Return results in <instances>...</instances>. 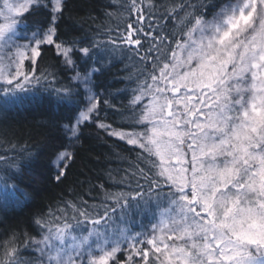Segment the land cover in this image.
<instances>
[{
    "label": "snow or ice",
    "instance_id": "obj_1",
    "mask_svg": "<svg viewBox=\"0 0 264 264\" xmlns=\"http://www.w3.org/2000/svg\"><path fill=\"white\" fill-rule=\"evenodd\" d=\"M40 4L0 0V108L22 102L21 93L48 79L23 70L26 60L35 65L43 45H54L64 63L75 67L73 48L55 40L62 0H51L46 30L21 33L28 28L22 25L26 14ZM126 7L135 22L124 33L79 51L95 63L93 49L112 44L113 52L122 51L123 44L139 58L129 101L131 130L109 135L139 148L148 166L131 173L128 192L106 197L115 207L105 205L103 215L69 202L74 224L67 208L59 209L62 216L50 210L52 219H38L42 238L30 241L37 264H264V0H229L211 20L198 11L206 6L193 0H173L171 6L130 0ZM171 22L178 31H167ZM98 70H77L73 77L86 96L75 120L63 126L70 142L98 111L90 87ZM49 87L61 102L73 103L78 95L53 87V81ZM58 158L71 159V153ZM10 178L0 175V185L7 187ZM118 210L121 224L113 227ZM133 211L150 214V228L141 224L143 230L133 232ZM81 224L91 228L74 234ZM0 248V264H23L15 237ZM119 253H125L123 261Z\"/></svg>",
    "mask_w": 264,
    "mask_h": 264
},
{
    "label": "trees",
    "instance_id": "obj_2",
    "mask_svg": "<svg viewBox=\"0 0 264 264\" xmlns=\"http://www.w3.org/2000/svg\"><path fill=\"white\" fill-rule=\"evenodd\" d=\"M158 2H167L171 6L173 0ZM193 2H202L206 7L198 11L204 12L206 20H211L220 6L229 0ZM129 3L130 0H63L55 25V40L73 48L75 67L64 63L54 45H43L35 65L26 64L23 70L48 79H42L39 85L34 84L30 91L21 93L24 97L22 102L7 109L0 108V156L5 157L0 161V175L11 176L7 187L0 185V244L15 237L23 264H37L38 254L30 241L42 238L36 223L38 219H52L50 210L62 216L59 209L67 208L69 202L90 211L95 208L103 215L105 205L115 207L106 197L128 192L131 173L138 167L148 166L147 161L140 158L139 148L109 135L113 130H131L129 101L138 82L139 58L123 44H120L122 51L113 52L112 44H108L106 49H93L95 63L93 59L84 58L79 51L82 47H91L97 40L117 39L124 33L128 23L135 22V16L129 19L126 7ZM144 3L147 4L148 0ZM180 16L183 17L184 13L181 12ZM51 21V2L41 0L40 6L32 7L22 21V25L26 23L28 28L21 27L20 30L23 33L36 28L46 30ZM178 30L175 22L168 24L169 33ZM92 67L99 69L93 74L90 85L99 100L98 111L80 125L78 138L70 142L63 126L75 120L79 110L85 106L86 96L84 88L73 77L77 70L83 73ZM49 81H53V87H69L78 93L73 96L74 102L58 101L52 94ZM101 123L111 127L102 128L99 126ZM68 149L71 159L63 166L64 174L58 180L60 173L56 171L54 161ZM131 184L135 186L134 179ZM145 199H148L147 195ZM152 209L156 211L154 204ZM72 214V209L67 208L70 224L75 223L71 219ZM113 219V227L121 224L119 210ZM132 220L136 222L128 223L126 218L125 223L133 232H139L143 230L141 224L150 228L152 217L150 214L142 217L133 211ZM57 223L62 225L63 218ZM89 228L91 225L81 224L74 229V234H86ZM118 255L121 261L126 258L125 253ZM0 259H3V248H0Z\"/></svg>",
    "mask_w": 264,
    "mask_h": 264
},
{
    "label": "rangeland",
    "instance_id": "obj_3",
    "mask_svg": "<svg viewBox=\"0 0 264 264\" xmlns=\"http://www.w3.org/2000/svg\"><path fill=\"white\" fill-rule=\"evenodd\" d=\"M63 1V0H62ZM11 2H18V3H24V0H11ZM50 2H51V0H50ZM3 21H2V19H0V23H2ZM21 31V30H20ZM21 33L23 34V32L21 31ZM25 41L24 40H20V43H24ZM26 64H29V65H32L33 63H32V61L29 59V60H26L25 61V64H24V66L26 65ZM14 70V69H13ZM67 152H70V150L68 149V150H66ZM63 152H65V151H63ZM71 153V152H70ZM59 155L56 157V159H55V161H54V165H55V169H56V171L58 172V173H61V171H62V169H63V166L65 165V163L69 160V159H66V160H63V161H61V160H59Z\"/></svg>",
    "mask_w": 264,
    "mask_h": 264
}]
</instances>
